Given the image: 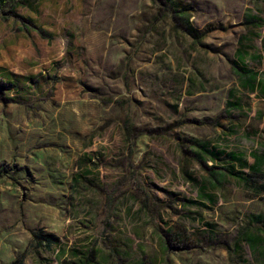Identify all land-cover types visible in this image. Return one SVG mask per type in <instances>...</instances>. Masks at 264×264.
I'll use <instances>...</instances> for the list:
<instances>
[{
    "label": "rangeland",
    "instance_id": "1",
    "mask_svg": "<svg viewBox=\"0 0 264 264\" xmlns=\"http://www.w3.org/2000/svg\"><path fill=\"white\" fill-rule=\"evenodd\" d=\"M17 260L264 264V0L0 6V264Z\"/></svg>",
    "mask_w": 264,
    "mask_h": 264
},
{
    "label": "trees",
    "instance_id": "2",
    "mask_svg": "<svg viewBox=\"0 0 264 264\" xmlns=\"http://www.w3.org/2000/svg\"><path fill=\"white\" fill-rule=\"evenodd\" d=\"M6 1H7V0H0V6H2L3 4H5ZM253 168H254L255 170L258 169L257 166H254ZM35 236H36L37 239L43 241V243H44L46 246H48V247H50L51 245H53L54 242L56 241V238H55L53 235H51V234H45V233H43L42 231L39 232V233H37ZM254 246H255V244H253V247H254ZM13 264H23V260H17V261H15V262H13Z\"/></svg>",
    "mask_w": 264,
    "mask_h": 264
}]
</instances>
